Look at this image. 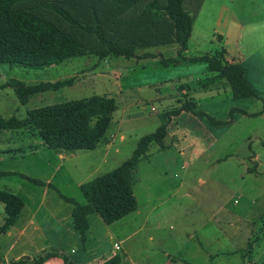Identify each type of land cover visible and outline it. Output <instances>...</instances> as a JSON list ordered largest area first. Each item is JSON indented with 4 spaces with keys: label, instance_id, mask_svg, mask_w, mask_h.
<instances>
[{
    "label": "rangeland",
    "instance_id": "374dc122",
    "mask_svg": "<svg viewBox=\"0 0 264 264\" xmlns=\"http://www.w3.org/2000/svg\"><path fill=\"white\" fill-rule=\"evenodd\" d=\"M191 2L198 5V0ZM220 48L226 51L227 60L242 64L246 81L261 93V99L233 100L225 80L210 78V74L203 77L208 68L205 63L163 67L158 59L141 62L113 58L100 64L88 55L80 70L98 66L104 73H97L94 84L82 90L65 88L37 95L22 106L9 82L29 85L64 77L75 80L77 62L84 60L74 58L44 69L0 65V115L4 118L11 112L23 118L35 107L93 95L115 100L112 122L96 149L78 151L56 173L53 186L58 191H51L47 198L48 205L53 208L55 204L56 210L65 207L59 194L84 205L79 183L118 168L131 157L142 137L166 124L163 147L150 145L133 172L136 211L111 225V240L102 237L94 225L107 255L116 262L126 252L128 264H163L181 256L200 264H264V0L199 3L186 56ZM176 49L169 46L149 51L170 58L177 57ZM144 52L141 49L136 54ZM128 75L133 80L127 79ZM203 81L211 88H203ZM191 101L197 103L194 111L226 123L212 126L206 118L187 112L167 115ZM232 108L243 109L246 114L234 112L230 118ZM38 143L41 140L28 131L0 130V172L34 173L35 168L49 174L41 162L33 167V158L22 160L8 152ZM45 153L56 157L53 151ZM70 168L73 180L67 176ZM14 181L16 176L0 178V188ZM36 191L40 192L38 188ZM96 218V214L89 216L92 225ZM125 237L128 239L123 244L120 241ZM35 257L24 264H31ZM19 260L0 264H18Z\"/></svg>",
    "mask_w": 264,
    "mask_h": 264
},
{
    "label": "trees",
    "instance_id": "16d2710c",
    "mask_svg": "<svg viewBox=\"0 0 264 264\" xmlns=\"http://www.w3.org/2000/svg\"><path fill=\"white\" fill-rule=\"evenodd\" d=\"M191 2V0H189ZM188 0H0V65L44 69L83 56L105 58L147 59L150 53L137 55L136 51L158 46L176 45V58L159 56L163 67L182 63H206L210 78H222L231 90L233 100L261 99V93L245 79V68L240 62H229L224 49L186 58L192 34L194 17L199 3ZM203 80V79H202ZM73 79L25 85L11 81L8 86L22 105L36 94L59 91L71 86ZM203 88H211L207 81ZM196 103L191 101L175 109L170 116L181 112L204 117L213 125H224L202 112H194ZM116 109L115 100L93 95L27 112L24 119L0 118V130L28 131L41 140V146L57 154L93 151L104 138ZM234 112L245 111L232 108ZM162 124L155 132L142 137L131 157L118 168L86 181L80 186L85 204L60 195L70 203L73 227L84 242L89 230V216L96 214L104 224L111 225L137 209L133 193V172L152 144L162 146L167 135ZM32 148V147H31ZM30 147L28 149H31ZM22 152V150H20ZM14 175L29 183L44 187L36 179L17 173L0 172V177ZM4 222L0 235L16 222L24 203L18 196L0 190ZM59 258L63 264H75L63 252L49 249L38 254L31 264H43ZM27 263L21 259L18 264ZM110 259L103 264H116Z\"/></svg>",
    "mask_w": 264,
    "mask_h": 264
},
{
    "label": "crops",
    "instance_id": "0c3cea01",
    "mask_svg": "<svg viewBox=\"0 0 264 264\" xmlns=\"http://www.w3.org/2000/svg\"><path fill=\"white\" fill-rule=\"evenodd\" d=\"M170 46L176 47V45H170ZM158 47H169V46H158ZM158 47L147 48L145 49V52H144V53L152 54L155 58L136 59V60L144 62L146 60L155 61L158 59V62H159V56H162V55L149 51V49L158 48ZM186 52L184 56L188 58L186 56ZM89 57L87 56L77 57L80 60H84V62L82 61L77 62V79L73 80V83L71 86L65 87V88H76L77 87V90H82L86 86H88V84L91 85L92 82L94 84L95 82L94 78L96 77L97 73L103 76L102 74L104 73L102 71H99L100 68L98 66L93 68V70H89L85 72H82L80 70L84 68L83 64L87 62V59ZM162 57L165 58L164 56ZM113 58L114 57L105 58L104 60L96 59L97 60L96 63L98 61H100V64L101 62H108L110 59H113ZM119 58H122V57H119ZM170 58H176V57H170ZM228 61L236 62L230 58L228 59ZM186 63H189V62H186ZM208 74H209V69L207 68V71L204 72L203 77H205ZM202 78H198V81ZM65 79L66 78L64 77V78L55 80L53 82L61 81ZM127 79L133 80V76L128 75ZM38 83H41V82H38ZM34 84H37V83H34ZM34 84H29V85H34ZM54 92H57V91H54ZM207 92H216V91H207ZM44 93H47V92H44ZM44 93H39V94L31 96L25 105L28 104L29 100L32 97L41 95ZM160 94L161 93L158 92V95L161 97ZM25 105H22V106H25ZM37 108H41V107H35L33 109H37ZM33 109H30V110H33ZM240 110H243V109H240ZM27 112L23 118L18 117L16 113H12V112L8 114L7 118L2 117L1 115H0V118L3 120H7V119L14 117L18 120H21L26 117ZM194 112L196 113V110ZM181 113L184 114L185 112H181ZM190 114L192 115V113ZM216 121H219V120H216ZM220 122L226 123L223 121H220ZM217 126H221V125H217ZM41 144L42 142L36 144L35 146L29 145L27 147L17 148L15 150L8 151L14 154L13 155L14 158H20L22 160H29V158H33L32 160L34 164V165L32 164L33 167L36 166L37 161H39L41 162L40 165L42 167L49 169L50 172L49 174L43 175L34 168V171H35L34 173L5 171L6 173H17V174L25 175L27 177L36 179L47 185L49 184L51 186L50 187L49 186H44V187L35 186L29 183L28 181L19 178L18 176H16V181H14L15 183L9 182L1 186L0 190L10 192L18 196L19 198H21L24 203V206L15 224L6 233L0 235V262L5 261L6 263H8L9 261L12 262V261H16L19 259L29 260L30 258L37 256L38 254H40L41 252L45 250L55 249L67 255L75 264H103L107 260H110L112 257L107 255V250H105L103 245L101 244L102 240H100L97 233L94 232V225H96V229L102 232V235H101L102 237H105V239L107 240L108 239L111 240V238H114V235L111 233L112 224L111 225L104 224L99 217L95 219L93 225H92V222L89 221V230L87 231L85 240L83 242L81 239V235L73 227V219L71 215L73 206L70 203L65 202L61 198L60 195H63V194H59L58 197L64 202L65 204L64 208L60 206L61 204L60 203L59 206L61 209L56 210L55 204H53V208H51L47 203V198L51 196L50 192L58 191L57 187L53 186V181L55 179L56 173L61 168L65 167V162L69 160V158H75L78 152L73 153V154H57L54 152L56 154L55 155L56 157H50L48 153H45L46 151H50V150L43 148ZM29 147L30 148L32 147V148L28 149ZM20 150H22V152H20ZM72 166L73 165H71V167ZM72 169L73 168H70L67 171L68 173L67 176L69 177V179L71 178L73 180L74 175H73ZM9 176H14V175H9ZM7 177L8 176H4L0 178H7ZM25 183L35 186L36 188L40 190V192L36 191V188L29 187V186L27 187ZM81 185L82 184L79 183L78 187L80 188ZM76 187H77V183H76ZM68 198H71V197H68ZM0 210H1L0 212V226H1V224L4 222L3 206L0 207ZM42 212H45L44 215H41ZM127 239L128 237H125L120 242L124 244ZM117 246H118V243H117ZM165 256L166 258H170V255H165ZM24 257H28V258H24ZM128 262H129L128 255L125 252V256H123V258H121L120 261L117 262L116 264H128ZM43 264H63V262L59 258H51ZM129 264H135V263L130 262ZM163 264H200V263L196 262V260H193V259L185 260V257L181 256V257H173L171 259L164 260Z\"/></svg>",
    "mask_w": 264,
    "mask_h": 264
},
{
    "label": "built area",
    "instance_id": "2783aa9c",
    "mask_svg": "<svg viewBox=\"0 0 264 264\" xmlns=\"http://www.w3.org/2000/svg\"><path fill=\"white\" fill-rule=\"evenodd\" d=\"M115 246H117V244H115Z\"/></svg>",
    "mask_w": 264,
    "mask_h": 264
},
{
    "label": "water",
    "instance_id": "95a60500",
    "mask_svg": "<svg viewBox=\"0 0 264 264\" xmlns=\"http://www.w3.org/2000/svg\"><path fill=\"white\" fill-rule=\"evenodd\" d=\"M24 258H28V257H24Z\"/></svg>",
    "mask_w": 264,
    "mask_h": 264
}]
</instances>
